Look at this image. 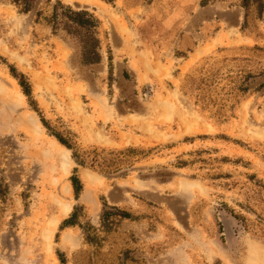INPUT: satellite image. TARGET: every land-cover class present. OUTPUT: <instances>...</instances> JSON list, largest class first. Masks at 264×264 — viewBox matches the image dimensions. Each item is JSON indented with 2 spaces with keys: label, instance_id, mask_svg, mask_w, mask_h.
Here are the masks:
<instances>
[{
  "label": "rangeland",
  "instance_id": "rangeland-1",
  "mask_svg": "<svg viewBox=\"0 0 264 264\" xmlns=\"http://www.w3.org/2000/svg\"><path fill=\"white\" fill-rule=\"evenodd\" d=\"M58 3L97 18L99 63H82V33L53 29ZM115 208L131 218L104 221ZM59 254L264 264V0H0V264Z\"/></svg>",
  "mask_w": 264,
  "mask_h": 264
},
{
  "label": "trees",
  "instance_id": "trees-1",
  "mask_svg": "<svg viewBox=\"0 0 264 264\" xmlns=\"http://www.w3.org/2000/svg\"><path fill=\"white\" fill-rule=\"evenodd\" d=\"M12 3L20 10L21 13H28L36 0H11ZM60 7L62 11L58 14L57 8ZM261 10V9H260ZM52 27L54 30L63 24L64 29L66 32L70 34L72 31L73 34L75 33H82V39L80 40L81 43V58L83 64H96L100 61L99 56V40L97 38V30L99 27V21L97 18L93 16L90 12L86 10H79L75 11L72 10L68 6H63L62 4L58 3L56 6L53 7L52 12ZM9 73L17 81L18 86L21 89L22 94L25 96L28 105L30 108L39 114L38 107L36 101L32 95V86L26 76L18 72L15 66L9 65L8 66ZM40 115V114H39ZM40 121L42 122L43 126L46 129H50L47 122L40 116ZM51 135L55 138V140L62 146L71 149L70 144L67 140L60 135L59 133L53 132ZM73 158L75 159L76 163L79 166H84V162L80 159V156L76 153H73ZM182 164V163H180ZM76 169L73 170L72 175L69 178L73 194L75 199L77 200L80 192L82 191L83 184L80 178L77 176ZM80 207H75L74 212L65 219L62 224L60 225L59 229L63 230L65 228L74 227L78 225L77 219L79 217L78 210ZM109 216H118L124 219H130L131 215L128 212L121 211L118 209H113L111 211H105L103 213V220L107 219ZM59 261L61 264H65V260L62 254H59Z\"/></svg>",
  "mask_w": 264,
  "mask_h": 264
},
{
  "label": "crops",
  "instance_id": "crops-1",
  "mask_svg": "<svg viewBox=\"0 0 264 264\" xmlns=\"http://www.w3.org/2000/svg\"><path fill=\"white\" fill-rule=\"evenodd\" d=\"M168 1V0H166ZM170 13L167 14V17H173V15H175V21L172 22V25L176 24L177 20H179L181 18V5H173V7L170 9ZM177 16V17H176ZM166 17V18H167ZM169 18H167L166 20H168ZM165 20V19H164ZM171 27V26H170Z\"/></svg>",
  "mask_w": 264,
  "mask_h": 264
}]
</instances>
